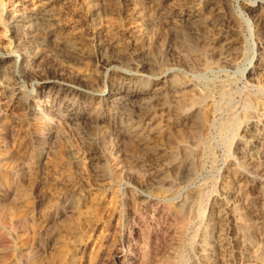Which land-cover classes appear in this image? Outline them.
Masks as SVG:
<instances>
[{
    "label": "rangeland",
    "instance_id": "rangeland-1",
    "mask_svg": "<svg viewBox=\"0 0 264 264\" xmlns=\"http://www.w3.org/2000/svg\"><path fill=\"white\" fill-rule=\"evenodd\" d=\"M258 56L264 0H0V264H264Z\"/></svg>",
    "mask_w": 264,
    "mask_h": 264
},
{
    "label": "bare ground",
    "instance_id": "bare-ground-1",
    "mask_svg": "<svg viewBox=\"0 0 264 264\" xmlns=\"http://www.w3.org/2000/svg\"><path fill=\"white\" fill-rule=\"evenodd\" d=\"M55 2V1H54ZM110 4V3H109ZM50 5H51V3H49L48 5H46V6H44L43 8H40L39 10H38V12H37V17H38V19H39V21L40 22H47V21H49L48 20V18L51 16L50 14H49V7H50ZM149 5V4H148ZM111 6V5H110ZM134 8V7H133ZM107 9V8H106ZM111 9V8H110ZM88 10V9H87ZM143 14V13H142ZM198 14V13H197ZM196 16V15H195ZM126 17V16H125ZM149 17V16H148ZM195 19H196V17H194ZM30 19V18H29ZM183 19V18H182ZM22 21V20H21ZM27 21V20H26ZM53 21V20H52ZM127 21V20H126ZM139 21V20H138ZM192 21V20H191ZM194 21V20H193ZM196 22V21H195ZM18 23V22H17ZM30 23V22H29ZM101 23V22H100ZM44 24V23H43ZM47 24V23H46ZM111 25V24H110ZM132 26H133V24H132ZM136 26V25H135ZM101 27V26H100ZM112 27V26H111ZM109 26H107V30H109ZM113 28L114 29H118V31L119 32H121L122 34H124V35H126V34H130V32H131V30H130V28H128L127 26H125V25H119V24H117V25H114L113 27H112V30H113ZM142 28V27H141ZM44 29V28H43ZM47 29V28H46ZM137 30V29H136ZM134 32V31H133ZM129 37V36H128ZM47 36H45V37H42V39L41 40H43V41H45L46 42V40H47ZM40 40V39H39ZM109 46V45H108ZM259 55V54H258ZM30 59L31 60H33V57L32 56H30L29 57V62H30ZM179 59V58H178ZM256 59V60H255ZM254 60L255 61H259V63L260 64H262L263 62H264V57H260V56H258V57H254V59H253V62L251 63V65H254ZM209 66V65H208ZM261 67V66H260ZM264 71V70H263ZM251 72H252V74H253V72H254V70H251ZM79 80V79H78ZM191 91V90H190ZM129 93V92H128ZM13 95V94H12ZM37 99V98H36ZM54 101V100H53ZM20 102V101H19ZM206 103V102H205ZM49 104V99H48V97H46L43 93H41L40 94V96L38 97V99H37V104H36V109H38V111H44L45 110V108L47 107V105ZM9 105V104H8ZM52 106V105H51ZM6 107H8V106H6ZM25 108V107H24ZM203 110V109H202ZM48 116V115H47ZM209 116V115H208ZM70 119V118H69ZM263 126V125H262ZM150 129V128H149ZM257 133V132H256ZM246 136V135H245ZM246 138V137H245ZM264 140V139H263ZM264 153V152H263ZM190 192V191H189ZM10 207V206H9ZM187 212V211H186ZM214 229V228H213ZM215 230V229H214ZM163 232V231H162ZM130 240V239H129ZM218 244H220V243H218ZM129 245V244H128ZM123 247H124V245H123ZM221 247V246H220ZM146 251V250H145ZM141 253V252H140ZM144 253V252H143ZM118 254V253H117ZM120 254V253H119ZM162 254V253H161ZM135 262V261H134Z\"/></svg>",
    "mask_w": 264,
    "mask_h": 264
}]
</instances>
